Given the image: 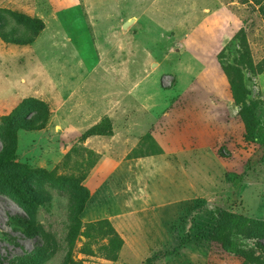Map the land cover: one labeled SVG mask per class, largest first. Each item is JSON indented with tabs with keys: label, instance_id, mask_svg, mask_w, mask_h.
<instances>
[{
	"label": "rangeland",
	"instance_id": "1",
	"mask_svg": "<svg viewBox=\"0 0 264 264\" xmlns=\"http://www.w3.org/2000/svg\"><path fill=\"white\" fill-rule=\"evenodd\" d=\"M261 133L264 0H0V264H264Z\"/></svg>",
	"mask_w": 264,
	"mask_h": 264
},
{
	"label": "crops",
	"instance_id": "2",
	"mask_svg": "<svg viewBox=\"0 0 264 264\" xmlns=\"http://www.w3.org/2000/svg\"><path fill=\"white\" fill-rule=\"evenodd\" d=\"M229 17H230V12L226 9H221V10L214 12V13L210 14L209 16H207V18H206L207 19V23H206L207 28L205 30L204 38H202V39L201 38H195L196 35L201 36V34L204 32L202 30L203 26H201L202 23L198 27H195V29L189 34L188 41L190 42L191 50H194L193 46L195 44L198 45L199 47L201 46V48L202 47L203 48L205 47L206 49H208L207 47L211 48L212 46H209L208 43L210 42L211 39L216 38L217 39V44H216L217 46L212 48V49H208V51L212 53L211 55L213 57L216 54L218 55L220 52V49L223 48V45L225 44V42L227 40L226 34L228 33L227 30H229L227 28V26L229 25V22H231V18H229ZM209 19L211 20V22L209 21ZM227 19H229V21ZM216 29L220 33L219 35L215 33ZM207 35H209V36H207ZM196 39H198V42L196 41ZM217 55H216V57H217ZM200 58H205V56L200 55ZM211 59L212 58H210V61L208 63L206 61H205V63L210 64L212 62ZM222 72L225 74L224 70H222ZM223 76H224L223 79L225 80V75H223ZM158 126H159L158 123H156V125H154V128H153V130L155 132L151 133L152 134L151 136H154V139L156 141L159 140V138H157V134H158L157 131H159ZM155 127H156V129H155ZM160 153H161V151L159 152V156H158V154H155V156H152V157H156V156L160 157ZM168 156H171V155H168ZM89 190L91 191V198H93L95 195H97V193L100 189L98 190L96 188L95 189L90 188Z\"/></svg>",
	"mask_w": 264,
	"mask_h": 264
},
{
	"label": "trees",
	"instance_id": "3",
	"mask_svg": "<svg viewBox=\"0 0 264 264\" xmlns=\"http://www.w3.org/2000/svg\"><path fill=\"white\" fill-rule=\"evenodd\" d=\"M246 112H250L249 109H246ZM250 127H249V129H250ZM252 131L254 133L256 131V128L253 127ZM261 136L264 138V133H261ZM261 144H264V141H261ZM8 163H9V161H7V160H1L0 161V168L4 165L8 164ZM229 178H231V180L234 181V179H236L237 177L235 174H232L229 176ZM224 216L229 218L230 220L226 221L225 218L223 217L224 221L223 222L221 221V223L219 225L220 231L238 230L240 232H245V233L247 232L248 233V230L254 227L256 232H260L264 236V221L244 219L243 217H238V216L226 214V213ZM98 225L105 227L109 230L108 232L110 233V236H112V240L110 243L111 246L113 247L114 251H116V252L120 251L122 248L123 242L121 239L117 238L116 233H115V229L109 223V221L103 220ZM230 252H232V251H230ZM234 252H237V251H234Z\"/></svg>",
	"mask_w": 264,
	"mask_h": 264
}]
</instances>
